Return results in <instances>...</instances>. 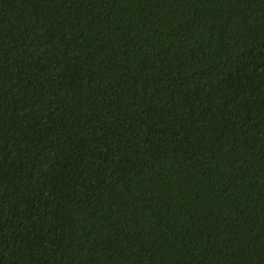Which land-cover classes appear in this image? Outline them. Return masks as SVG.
Instances as JSON below:
<instances>
[{
    "label": "trees",
    "instance_id": "1",
    "mask_svg": "<svg viewBox=\"0 0 264 264\" xmlns=\"http://www.w3.org/2000/svg\"><path fill=\"white\" fill-rule=\"evenodd\" d=\"M0 264H264V0H0Z\"/></svg>",
    "mask_w": 264,
    "mask_h": 264
}]
</instances>
